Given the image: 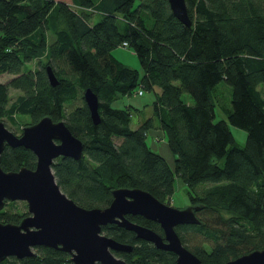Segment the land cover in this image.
<instances>
[{
    "label": "trees",
    "instance_id": "16d2710c",
    "mask_svg": "<svg viewBox=\"0 0 264 264\" xmlns=\"http://www.w3.org/2000/svg\"><path fill=\"white\" fill-rule=\"evenodd\" d=\"M185 1L192 27L172 14L167 0H0V75L13 74L0 82V120L18 125L16 117L26 115L31 123L44 116L65 121L83 142V153L56 159L52 171L61 190L85 208L107 206L118 187L168 201L180 177L200 221L175 227L181 242L200 264H224L264 248V0ZM119 46L133 50L142 74L112 54ZM46 65L59 85L49 84ZM222 82L230 88L231 107H219L232 126L246 130L243 146L225 119L216 120L214 91ZM87 87L98 97V124L83 100ZM9 89L19 91L11 103ZM142 89L154 93L152 112L133 129L139 108L114 102ZM75 100L81 103L67 111ZM150 130L165 136L173 169L147 145ZM35 163L22 146H5L1 154L6 171ZM26 214L0 210V221L17 223ZM127 217L160 232L152 220ZM101 229L133 245L118 253L130 264H177L175 254L131 231L114 224ZM0 264L72 262L42 246L31 257Z\"/></svg>",
    "mask_w": 264,
    "mask_h": 264
},
{
    "label": "water",
    "instance_id": "95a60500",
    "mask_svg": "<svg viewBox=\"0 0 264 264\" xmlns=\"http://www.w3.org/2000/svg\"><path fill=\"white\" fill-rule=\"evenodd\" d=\"M172 14L192 27L185 0H167ZM47 80L59 85L50 65L45 66ZM83 100L93 124L100 122L98 97L89 88ZM24 147L36 157L34 168L3 170L0 164V210L6 201H25L28 215L19 223L0 222V261L7 257H31L36 246L52 247L71 254L72 264H130L113 254L130 252L133 246L102 233V226L114 224L131 231L136 238L152 243L157 249L176 255L177 264H200L199 258L180 240L175 227L198 224L197 205L176 208L140 188L112 189V200L105 207L85 208L69 198L57 184L52 164L59 157L79 159L84 144L63 119L44 116L22 128L21 135L9 130L0 120V163L5 146ZM264 211V196L261 202ZM127 215H141L159 223L164 236L151 228L132 222ZM224 264H264V248L254 249Z\"/></svg>",
    "mask_w": 264,
    "mask_h": 264
},
{
    "label": "rangeland",
    "instance_id": "374dc122",
    "mask_svg": "<svg viewBox=\"0 0 264 264\" xmlns=\"http://www.w3.org/2000/svg\"><path fill=\"white\" fill-rule=\"evenodd\" d=\"M98 19L99 17L97 15L94 16L95 21ZM112 54L125 65L139 69L140 74H142L137 56L135 55L132 49H129L128 47L119 46L112 51ZM28 65L31 69L36 68L37 66L35 60L29 62ZM12 77L13 74L3 73L0 75V82L6 83ZM260 89L263 91V97H264V84L260 86ZM216 92L218 94L217 97L214 99V103L216 105L215 110L217 115L216 120L225 119L227 121V113L219 106L220 103H222L226 105V107L228 108L231 107L230 88L225 83L222 82L218 84L217 90L214 91V93ZM18 94H19L18 90L9 89V98H10L9 102L11 103L12 101H14ZM153 97H154L153 91L143 90V94L141 95L134 93L132 95L123 96L121 99L114 102V105H120V104L123 105L130 103L139 108V111H135V113L132 116L131 127L135 129L143 119H145L151 114L152 107L150 106V104L153 100ZM182 98L184 100H188L192 102V98L188 94H183ZM80 103L81 101L75 100L71 104L66 105L67 111L77 106ZM16 118H17L16 122L18 125H14L6 119L4 120V122L9 130H11L13 133L19 136L22 133V128L32 123L30 118L26 115L17 116ZM227 123L232 131L235 142L240 146H243L247 135L246 130L232 126L228 121ZM113 140L116 144H118L119 142H121L122 139L120 137H114ZM146 142L147 145L150 147V150L162 156L166 160L170 168L173 169L175 156L170 151L167 145L166 138L163 135V133L160 130H150L148 132ZM167 202L176 208H185L190 205L188 187L180 177L175 178L174 191L172 193L171 199H169V201ZM9 203H7L2 210L10 211V213H17V212L27 213V205L25 201H13L14 203L13 206L10 205Z\"/></svg>",
    "mask_w": 264,
    "mask_h": 264
},
{
    "label": "flooded vegetation",
    "instance_id": "af4514ba",
    "mask_svg": "<svg viewBox=\"0 0 264 264\" xmlns=\"http://www.w3.org/2000/svg\"><path fill=\"white\" fill-rule=\"evenodd\" d=\"M5 123V122H4ZM7 146V145H6ZM35 156V155H34ZM60 157H62V156H59V157H57L56 159H58V158H60ZM36 158V157H35ZM55 159V160H56ZM54 160V161H55ZM169 201V200H168ZM9 202H13V201H6L5 202V204H4V206L7 204V203H9ZM164 203H166V204H169L168 202H167V200L166 201H164ZM171 205V204H170ZM190 205H193V204H191L190 203ZM4 208V207H3ZM2 208V209H3ZM1 209V210H2ZM26 215H28V211H27V214ZM25 215V216H26ZM141 216V215H140ZM23 218V217H22ZM21 218V219H22ZM20 219V220H21ZM20 220L17 222V223H19L20 222ZM153 221V220H152ZM155 222V221H154ZM157 223V222H156ZM158 225H159V223H157ZM159 227H160V225H159ZM157 232V231H156ZM158 234H160L161 236H164V234H163V230H162V228L160 227V232H157ZM142 240V239H141ZM146 242H148V241H146ZM150 243V242H149ZM152 244V243H151ZM153 245V244H152ZM184 245V244H183ZM133 246V245H132ZM185 246V245H184ZM39 247H42V246H36V247H34L33 248V251H34V253H36V251H37V249L39 248ZM43 247H46V246H43ZM49 248H52V247H49ZM53 249H55V248H53ZM56 250H58V249H56ZM160 250V249H159ZM59 251H61V250H59ZM132 251V250H131ZM130 251V252H131ZM161 251H165V252H169V253H172V252H170V251H166V250H161ZM62 252H64V251H62ZM65 254H67L68 256H69V258H71V254L69 253V252H64ZM118 253H129V252H116V251H113V254L115 255V256H117V257H119V258H121L119 255H118ZM174 254V253H173ZM175 258H176V255H175ZM71 260V259H70ZM124 260V259H123Z\"/></svg>",
    "mask_w": 264,
    "mask_h": 264
},
{
    "label": "built area",
    "instance_id": "2783aa9c",
    "mask_svg": "<svg viewBox=\"0 0 264 264\" xmlns=\"http://www.w3.org/2000/svg\"><path fill=\"white\" fill-rule=\"evenodd\" d=\"M124 44H125V43H124ZM137 94H138V95H141V94H142V91H141V90H138V91H137Z\"/></svg>",
    "mask_w": 264,
    "mask_h": 264
}]
</instances>
